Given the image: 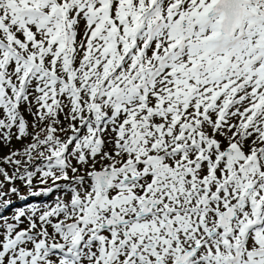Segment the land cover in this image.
<instances>
[{
  "label": "snow or ice",
  "instance_id": "6c2138e0",
  "mask_svg": "<svg viewBox=\"0 0 264 264\" xmlns=\"http://www.w3.org/2000/svg\"><path fill=\"white\" fill-rule=\"evenodd\" d=\"M0 264H264V0H0Z\"/></svg>",
  "mask_w": 264,
  "mask_h": 264
},
{
  "label": "rangeland",
  "instance_id": "374dc122",
  "mask_svg": "<svg viewBox=\"0 0 264 264\" xmlns=\"http://www.w3.org/2000/svg\"><path fill=\"white\" fill-rule=\"evenodd\" d=\"M30 119V118H29ZM13 145L16 147V148H19L20 147V144L19 142H17L15 139H13ZM4 151L6 152L7 149H4ZM47 199H50V198H41L40 200H31L30 203H36V204H39L41 202H43L44 200H47ZM22 206H27L26 204H23ZM15 208L11 209L10 211H14Z\"/></svg>",
  "mask_w": 264,
  "mask_h": 264
}]
</instances>
